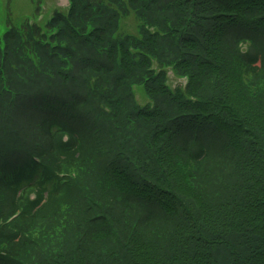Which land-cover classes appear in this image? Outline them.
Segmentation results:
<instances>
[{"label": "trees", "instance_id": "16d2710c", "mask_svg": "<svg viewBox=\"0 0 264 264\" xmlns=\"http://www.w3.org/2000/svg\"><path fill=\"white\" fill-rule=\"evenodd\" d=\"M0 175V264H264V0H68L10 27Z\"/></svg>", "mask_w": 264, "mask_h": 264}, {"label": "rangeland", "instance_id": "374dc122", "mask_svg": "<svg viewBox=\"0 0 264 264\" xmlns=\"http://www.w3.org/2000/svg\"><path fill=\"white\" fill-rule=\"evenodd\" d=\"M67 6V0H0V38L10 26L19 27L26 21L43 26L53 13L65 14ZM121 27L127 34L136 35V22L131 15L121 22ZM168 76L169 87L183 86V79H177L171 74ZM133 96L138 105L148 101L140 87H134ZM35 198L37 195H31L29 201Z\"/></svg>", "mask_w": 264, "mask_h": 264}]
</instances>
